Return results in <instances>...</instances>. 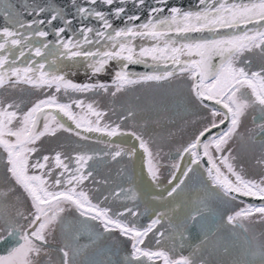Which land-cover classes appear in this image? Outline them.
I'll return each instance as SVG.
<instances>
[{"label":"snow or ice","instance_id":"6c2138e0","mask_svg":"<svg viewBox=\"0 0 264 264\" xmlns=\"http://www.w3.org/2000/svg\"><path fill=\"white\" fill-rule=\"evenodd\" d=\"M0 250L264 264V0H0Z\"/></svg>","mask_w":264,"mask_h":264},{"label":"flooded vegetation","instance_id":"af4514ba","mask_svg":"<svg viewBox=\"0 0 264 264\" xmlns=\"http://www.w3.org/2000/svg\"><path fill=\"white\" fill-rule=\"evenodd\" d=\"M139 173H140V162L138 161L137 165H136V175H137V177H139ZM0 254H4L2 250H0Z\"/></svg>","mask_w":264,"mask_h":264},{"label":"water","instance_id":"95a60500","mask_svg":"<svg viewBox=\"0 0 264 264\" xmlns=\"http://www.w3.org/2000/svg\"><path fill=\"white\" fill-rule=\"evenodd\" d=\"M59 2H60V3H63L64 0H59ZM49 39H52V37H49ZM139 70H142V68L139 69ZM75 79L83 80V77H82V76H78V77H75Z\"/></svg>","mask_w":264,"mask_h":264}]
</instances>
